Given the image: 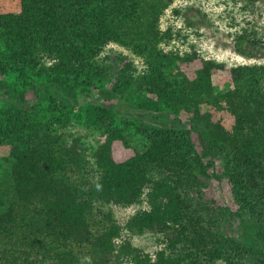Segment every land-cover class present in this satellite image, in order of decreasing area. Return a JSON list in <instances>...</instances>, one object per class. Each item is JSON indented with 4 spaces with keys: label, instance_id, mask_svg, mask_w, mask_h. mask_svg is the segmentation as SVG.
I'll use <instances>...</instances> for the list:
<instances>
[{
    "label": "trees",
    "instance_id": "16d2710c",
    "mask_svg": "<svg viewBox=\"0 0 264 264\" xmlns=\"http://www.w3.org/2000/svg\"><path fill=\"white\" fill-rule=\"evenodd\" d=\"M172 1L25 0L19 13L0 15V146L10 148L0 184V264H119L120 258L264 264V66L231 68L234 87L227 92L211 80L224 66L210 60L201 62L193 81L182 82L179 64L196 56L159 47L169 37L159 18ZM111 43L142 58L145 71L136 73L123 58H102ZM245 43L237 37L239 54H247ZM99 97L153 114H186L209 158L195 152L190 131L137 128L145 145L115 162L113 143L131 145L114 127L121 114L94 107ZM204 107H224L234 119L231 129L200 124ZM72 117L85 118L104 138L93 153L94 171L84 170L88 163L76 142L68 145L52 131ZM218 165L238 207L235 213L225 208L242 230L238 237L221 231L227 213L210 207L202 191L209 175L219 179ZM144 195L149 210L135 213L124 228L165 239L154 259L117 243L122 228L104 208L133 206Z\"/></svg>",
    "mask_w": 264,
    "mask_h": 264
},
{
    "label": "rangeland",
    "instance_id": "374dc122",
    "mask_svg": "<svg viewBox=\"0 0 264 264\" xmlns=\"http://www.w3.org/2000/svg\"><path fill=\"white\" fill-rule=\"evenodd\" d=\"M24 1L0 0V15L19 13L22 10ZM158 27L161 32H168L169 35L160 44V49L179 56H196L190 63L179 64V72H181V79L184 83H189L196 78V73L201 68L202 61L210 60L224 66L222 70H214L211 76L213 85L220 92L230 91L234 87L229 73L231 68L242 65L264 66V0H173L160 16ZM239 36L247 42L245 43L247 46L243 47V51L247 53L246 55L239 54L235 50V41ZM101 57L123 58L125 62L131 63L136 73L139 74H142L146 69L142 58L113 43L105 48ZM96 86L101 85L97 84ZM108 86L106 83L103 85V87ZM29 97L31 98L32 95L30 94ZM96 100L100 103L96 104L94 102V107L97 105L113 106L114 111L121 114L120 119L115 118L114 127L124 131L126 137L129 138L130 149H126L122 142L113 143L111 154L115 162L121 163L127 160L133 155L135 149H141L145 145L146 138L143 133L136 131L137 128H179L183 132L190 131L189 136L194 144L195 152L204 161L209 158L205 151H201L197 133L191 131L192 124L186 114L181 113L176 118L171 113L153 114L139 111L120 99L99 97ZM3 111H5V108L0 103V113ZM89 116L91 120L96 118L95 114ZM42 118L40 119L42 123L51 121ZM122 118L131 125L126 127L122 124ZM84 121L85 118L83 117L82 119L72 117L68 124H65V126L56 125L52 128V131L55 132V137H60L68 145L76 142L81 156L88 163L87 166H84V170L94 171L96 169L93 164V153L98 144L104 141V138L90 127H86ZM204 123H212L213 125L219 123L224 129L230 130L234 124V119L224 107L220 110L204 107L202 108L200 124ZM9 155L10 148L6 145L0 146V184L2 178L8 175L9 165L4 160H10ZM150 173L154 178L159 175L157 171ZM215 174L219 179L209 175L202 183L205 200L210 204V207L216 210L222 209L223 212L228 207L231 213H235L238 211V207L231 196L230 185L225 179L221 178L219 165L215 168ZM104 208L111 210L113 218L122 228L121 237L117 241L118 244L129 242L134 249L149 254L153 259L157 252L166 247L165 239L157 233L147 232L138 235L124 228L127 221L135 213L149 210L145 195L139 204L133 206L109 205L108 208ZM230 212H226L225 222H219V226L221 231L228 236L238 237L241 235L242 230L239 228L237 221L230 216ZM119 262V264H130L129 258H120ZM248 262L249 264H256L251 259Z\"/></svg>",
    "mask_w": 264,
    "mask_h": 264
}]
</instances>
